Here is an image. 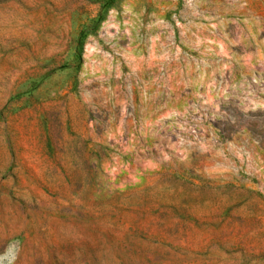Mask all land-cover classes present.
Instances as JSON below:
<instances>
[{
    "label": "rangeland",
    "instance_id": "1",
    "mask_svg": "<svg viewBox=\"0 0 264 264\" xmlns=\"http://www.w3.org/2000/svg\"><path fill=\"white\" fill-rule=\"evenodd\" d=\"M0 264H264V0H0Z\"/></svg>",
    "mask_w": 264,
    "mask_h": 264
}]
</instances>
